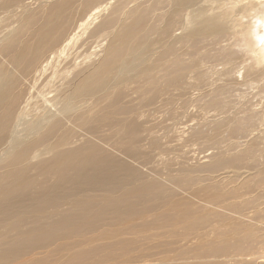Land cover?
<instances>
[{
	"label": "bare ground",
	"instance_id": "1",
	"mask_svg": "<svg viewBox=\"0 0 264 264\" xmlns=\"http://www.w3.org/2000/svg\"><path fill=\"white\" fill-rule=\"evenodd\" d=\"M137 1L0 0V264H264V0Z\"/></svg>",
	"mask_w": 264,
	"mask_h": 264
},
{
	"label": "rangeland",
	"instance_id": "2",
	"mask_svg": "<svg viewBox=\"0 0 264 264\" xmlns=\"http://www.w3.org/2000/svg\"><path fill=\"white\" fill-rule=\"evenodd\" d=\"M113 1V4H112V8L109 10V11H111L115 6H120V5H123V3L125 2V1H128V0H112ZM151 0H138L137 1V3H139V4H146V3H148V2H150ZM247 1H249V0H247ZM90 6V5H89ZM89 6H85V10H84V6H81V7H79V10H78V13H77V11L73 14V16H72V22L74 23V22H76V21H78L86 12H87V10H88V8H89ZM87 7V8H86ZM87 9V10H86ZM82 11V12H81ZM108 14H109V12H107ZM107 13H106V15H107ZM254 14H253V16L255 15V12H253ZM77 19H76V18ZM75 18V19H74ZM104 18V17H103ZM102 18V19H103ZM75 20V21H74ZM71 22V23H72ZM101 22V21H100ZM179 27H181V26H178V28ZM87 38V39H86ZM92 39V40H91ZM93 40H95V38H92V36H91V34H87L86 36H85V38H84V40H83V42H81L82 44H83V46H82V50L83 51H90V49H91V46H92V43H93ZM86 41V42H85ZM88 41V42H87ZM86 45V46H85ZM88 45V46H87ZM90 48V49H89ZM85 49V50H84ZM87 49V50H86ZM202 70H204V69H202ZM195 112V111H194ZM210 116H213L212 114H210L209 115V117H208V119L210 118ZM211 123V122H210ZM194 124V123H193ZM210 143V144H209ZM208 144V153L206 152L205 154L207 155V154H212L213 152H217L219 149H216L215 148V145H214V141H210ZM214 146V147H213ZM211 147V148H210ZM210 148V149H209ZM82 239V238H81ZM258 262L259 263H262V260H258Z\"/></svg>",
	"mask_w": 264,
	"mask_h": 264
}]
</instances>
